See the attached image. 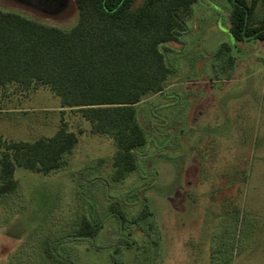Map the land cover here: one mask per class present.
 Listing matches in <instances>:
<instances>
[{
    "label": "rangeland",
    "instance_id": "obj_1",
    "mask_svg": "<svg viewBox=\"0 0 264 264\" xmlns=\"http://www.w3.org/2000/svg\"><path fill=\"white\" fill-rule=\"evenodd\" d=\"M230 0H198L183 43L171 42L176 68L163 93L149 96L138 117L148 131L138 171L111 180L116 151L108 136L67 109L79 141L65 167L48 174L17 166L18 188L0 200V264H51L43 245L74 264H264V40L229 33ZM0 10L69 29L75 0H0ZM223 43L231 50L218 55ZM0 134L31 140L61 123L59 97L40 87L10 86ZM151 215L121 225L142 200ZM82 216L104 220L94 238L73 237Z\"/></svg>",
    "mask_w": 264,
    "mask_h": 264
},
{
    "label": "trees",
    "instance_id": "obj_2",
    "mask_svg": "<svg viewBox=\"0 0 264 264\" xmlns=\"http://www.w3.org/2000/svg\"><path fill=\"white\" fill-rule=\"evenodd\" d=\"M197 1L75 0L78 20L69 29L0 10V113L12 86L20 95L49 88L62 114L52 135L14 140L0 134V200L18 188L17 166L44 174L66 166L79 141L64 118L67 109L86 119L93 133L113 140V182L138 171L149 134L139 106L171 84L176 68L168 61L170 43H183ZM230 1V35L236 41L264 40V0ZM230 50L223 43L218 55ZM111 215L125 225L146 221L151 211L143 199L130 218L116 201ZM103 226L104 220L82 216L72 236L94 238ZM55 242L43 245L51 264H74L55 251Z\"/></svg>",
    "mask_w": 264,
    "mask_h": 264
}]
</instances>
